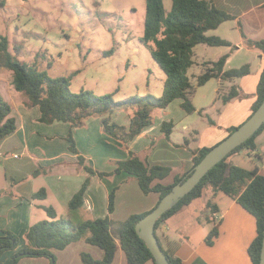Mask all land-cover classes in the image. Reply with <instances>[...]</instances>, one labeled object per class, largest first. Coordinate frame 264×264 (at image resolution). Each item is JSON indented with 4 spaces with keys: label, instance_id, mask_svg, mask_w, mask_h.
I'll return each mask as SVG.
<instances>
[{
    "label": "crops",
    "instance_id": "1",
    "mask_svg": "<svg viewBox=\"0 0 264 264\" xmlns=\"http://www.w3.org/2000/svg\"><path fill=\"white\" fill-rule=\"evenodd\" d=\"M213 1L218 7L236 15L237 19L234 21L237 25L229 27V30L237 31L240 19L249 37L264 38V0H256L248 12L239 15L233 0L230 5H226L224 0ZM238 2L245 4V0ZM219 27L210 30L208 34L225 38L237 47L201 43L194 48L195 64L190 68L189 75L195 84L191 99L196 111H184L181 100L174 101L166 108L153 109L152 112L158 113V116L153 115L154 125L146 128L127 146L104 133L100 117H90L73 132L86 164L99 171L111 172L117 166L115 161L128 159L130 151L136 152L137 146H141L140 149L144 146L145 149L147 145L155 144L146 160L151 165L172 168L171 173L160 181L168 185L174 182L176 176L192 170L193 150L215 146L228 136L231 127L243 124L250 117L258 98L257 87L264 67L263 52L258 48L248 47L239 30L234 38L229 30L225 32L227 35L216 34ZM224 55H228L225 70L249 64L250 73L233 79H210L208 82L212 83V95L208 101L197 105L193 94L197 91V76L204 72V62L217 61ZM11 85L13 86L12 81L7 88L8 94H2L12 106L11 115L16 119L17 129L0 139V235L5 230L12 231L21 238L19 248L26 247V234L31 225L48 219L45 208L53 207L58 218L72 219L75 222L108 215L113 221L114 235L118 237L120 225L129 216L150 211L159 203V193L145 194L138 180L123 172L103 178L92 175L83 206L71 210L68 205L70 199L89 175L79 165L78 154L69 149L67 135L70 124L58 121L52 124L42 123L39 121V107H28L27 97L14 92L15 88H11ZM233 87L238 90L239 95L225 103L222 97ZM121 111L122 108H118L112 114V119L128 125L130 116L128 120L120 119ZM164 121L174 123L170 139L161 130ZM152 136H158V140L151 142ZM255 143L254 149L245 147L232 154L229 161L239 165L242 159L248 158L252 161V167L246 169L257 167L264 174V129L256 136ZM14 154H19V157H14ZM111 161L113 164H110ZM114 186L117 187L115 209L110 213L109 196ZM42 188L46 189L47 196L44 199L36 198L34 195ZM46 199L54 202L38 201ZM209 202V199L204 200L201 196L169 217L156 231L162 245L168 250L175 249L176 256L185 264H253L249 247L258 234L256 217L233 198L221 205L211 202L214 207H209ZM54 204H57L56 208ZM212 208L216 212H212ZM217 216L220 232L214 243L209 245L206 236ZM18 249L6 251L0 264H11ZM83 252L98 260L103 259L105 254L99 246L81 239L65 249L55 250L57 264H83ZM18 264H50V259L41 256L23 257ZM111 264H129L121 247ZM145 264L155 262L148 260Z\"/></svg>",
    "mask_w": 264,
    "mask_h": 264
},
{
    "label": "trees",
    "instance_id": "2",
    "mask_svg": "<svg viewBox=\"0 0 264 264\" xmlns=\"http://www.w3.org/2000/svg\"><path fill=\"white\" fill-rule=\"evenodd\" d=\"M5 1H1L0 4L5 5ZM235 19H237L236 15L218 7L213 0H172L170 10L167 9L165 0H146L145 27L140 40L150 49L152 57L165 73L162 93L160 96L149 93L147 96L133 97L120 104L116 103L112 93L97 95L84 88L79 92H73L70 88L72 75L77 72L69 76L55 77L35 63H27L16 58L9 52L8 37L0 33L2 63L13 71L12 84L17 91L24 93L27 97L26 105L39 107L41 113L39 121L42 123L52 124L58 121L70 124L67 135V140L70 142L69 149L78 154L79 165L89 175L81 188L70 199L68 205L71 210L83 206L92 175L103 178L125 172L138 180L145 194L157 192L160 194L161 200L174 185L184 181L191 174L194 167L214 146L193 150L194 165L192 170L181 176H176L173 183L166 185L160 181L171 173L172 168L165 165H151L132 150L128 159L115 161L117 166L113 171L105 172L94 169L86 164L85 157L80 154L73 132L75 128L84 125L88 118L100 117L104 133L127 146L146 128L154 125L155 118L152 111L155 108H166L174 101L181 100V107L184 111L195 112L196 106L191 99L195 84L189 75L190 68L195 64L194 48L201 43L236 48L237 46L229 40L208 34L210 30L217 29L225 21ZM238 28L245 38L246 45L260 49L264 56V38L249 37L241 20H238ZM113 52L112 48L106 54L109 55ZM227 58L228 55H224L217 61L204 62V72L197 76L196 84L202 86L214 77L233 79L250 73L249 64L225 70ZM238 95V90L233 87L222 98L227 103ZM257 96L253 112L264 100V67L257 87ZM129 106H138L139 108L133 112L128 125L112 119V114L118 108L128 107L126 109H129L131 108ZM11 113V104L0 93V139L12 134L17 129L16 119ZM210 122L214 124V121ZM239 126L231 127L229 134ZM173 127L174 123L171 121L162 123L161 130L167 139H170ZM263 129L264 124L247 141L212 167L189 193L157 220L156 231L169 217L201 197L205 189L211 187L215 193L224 192L256 217L258 234L250 244L249 254L253 264H259L264 238V174L257 167L246 169L233 164L229 161V157L245 147L254 149L256 136ZM156 180L158 182L155 183ZM116 190L117 187H114L109 196L108 210L110 213L115 209ZM34 196L44 199L47 196V191L42 188ZM208 206L214 207L211 202ZM45 209L49 218L31 225L26 234L28 241L26 247L19 248L21 238L12 231L5 230L0 235V259L6 251L19 248L13 255L11 264H18L23 257L40 256L49 258L50 264H57L55 250L65 249L71 243L84 239L88 243L102 248L105 254L103 259L98 260L91 254L83 252V264H111L119 247L125 251L129 264H145L148 260H153L156 264L151 250L136 230L139 220L149 211L129 216L121 224L118 237H116L113 232V221L108 215L75 222L72 219L58 218L53 207ZM214 211L216 212L212 208V212ZM213 222L214 225L206 236V242L209 245L214 243L220 232V221L217 222L215 218ZM162 248L170 264H185L182 259L176 256L175 249L168 250L163 245Z\"/></svg>",
    "mask_w": 264,
    "mask_h": 264
},
{
    "label": "rangeland",
    "instance_id": "3",
    "mask_svg": "<svg viewBox=\"0 0 264 264\" xmlns=\"http://www.w3.org/2000/svg\"><path fill=\"white\" fill-rule=\"evenodd\" d=\"M255 1L245 0V4H241L233 0V5L238 7L239 15L248 12ZM224 2L226 5L232 3L231 0ZM165 4L170 10L172 0H165ZM145 16L146 0H9L5 5L0 4V33L8 37L9 52L16 58L35 63L55 77L77 72L72 75L70 88L73 92L84 88L97 95L112 93L116 103L120 104L133 97L149 93L160 96L162 93L165 73L152 57L150 49L140 40ZM223 24L216 34L227 35L225 32L229 27L237 25L234 20ZM238 30H229L233 34L231 37L234 38ZM112 48L114 52L107 55L106 52ZM2 57L1 54L0 93L7 95L14 73L3 65ZM206 84L196 86L197 91L193 95L197 105L208 101L212 95V83ZM11 88L14 87L11 85ZM129 107L122 108L120 119L128 120L139 108ZM152 114L158 116V113ZM150 139L151 142L156 141L158 136ZM154 146L149 144L145 149L137 146L136 153L146 160ZM251 163L246 158L239 165L251 168ZM202 196L204 200L220 205L231 201L230 196L224 192L215 194L211 187L205 189Z\"/></svg>",
    "mask_w": 264,
    "mask_h": 264
},
{
    "label": "water",
    "instance_id": "4",
    "mask_svg": "<svg viewBox=\"0 0 264 264\" xmlns=\"http://www.w3.org/2000/svg\"><path fill=\"white\" fill-rule=\"evenodd\" d=\"M264 124V100L253 114L241 124L235 131L230 133L220 143L216 144L207 155L197 164L187 178L174 185L159 203L150 210L136 225L138 234L145 240L151 250L156 264H170L169 259L162 248L156 234L157 220L179 200L189 193L207 174V172L238 146L247 141ZM259 264H264V238L261 249Z\"/></svg>",
    "mask_w": 264,
    "mask_h": 264
},
{
    "label": "built area",
    "instance_id": "5",
    "mask_svg": "<svg viewBox=\"0 0 264 264\" xmlns=\"http://www.w3.org/2000/svg\"><path fill=\"white\" fill-rule=\"evenodd\" d=\"M0 156H2L1 153H0ZM14 157H19V154H14ZM218 220H219V217L217 216L216 221L218 222Z\"/></svg>",
    "mask_w": 264,
    "mask_h": 264
}]
</instances>
